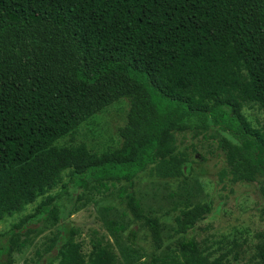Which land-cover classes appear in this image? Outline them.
Instances as JSON below:
<instances>
[{
    "label": "trees",
    "instance_id": "1",
    "mask_svg": "<svg viewBox=\"0 0 264 264\" xmlns=\"http://www.w3.org/2000/svg\"><path fill=\"white\" fill-rule=\"evenodd\" d=\"M120 100L129 112L118 148L57 145ZM244 108H257L261 123ZM211 126L231 137L218 139L231 183L256 182L264 197V0H0V222L40 199L0 233V264H13L16 242L57 214L69 187L108 192L148 171L185 177L196 162L183 141ZM124 200L159 251L161 218L144 215L132 192ZM211 210L181 209L178 254L165 262L155 252L148 264H223L188 233ZM74 234L62 225L37 264H116L98 245L85 256ZM254 240L248 264H264V231Z\"/></svg>",
    "mask_w": 264,
    "mask_h": 264
},
{
    "label": "rangeland",
    "instance_id": "2",
    "mask_svg": "<svg viewBox=\"0 0 264 264\" xmlns=\"http://www.w3.org/2000/svg\"><path fill=\"white\" fill-rule=\"evenodd\" d=\"M128 112L129 103L120 100L80 125L57 145L83 143L96 155L114 150L120 146L119 129L126 124ZM244 113L254 126L261 123L262 114L257 108H244ZM205 136L183 141L181 149L196 162L185 177L161 180L148 171L139 175L132 187L121 183L110 187L108 192L97 189L82 192L69 187L57 202V214L31 224V233L16 242L13 264H37L38 254L44 252L62 225L75 233L74 241L80 244L85 256L90 254L94 244L106 248L116 264H148L150 255L156 251L143 236L145 231L133 224L127 213L124 197L129 192L133 193L144 215L161 218L163 246L156 253L165 262L178 254L173 218L187 206L208 203L211 213L188 233L205 255L224 256L223 264H248L254 236L264 231V197L256 182L231 183L224 172L225 160L218 139L219 136L231 137L213 126ZM60 193L61 189L56 188L51 195ZM39 201L27 206L21 214L1 221L0 233L32 214ZM131 230L137 233L136 239L130 236Z\"/></svg>",
    "mask_w": 264,
    "mask_h": 264
}]
</instances>
